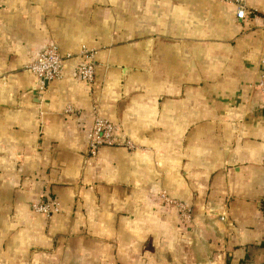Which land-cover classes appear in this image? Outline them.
I'll use <instances>...</instances> for the list:
<instances>
[{
	"label": "crops",
	"instance_id": "crops-1",
	"mask_svg": "<svg viewBox=\"0 0 264 264\" xmlns=\"http://www.w3.org/2000/svg\"><path fill=\"white\" fill-rule=\"evenodd\" d=\"M244 6L0 0V264H264V0ZM50 42L95 48L94 80L68 60L40 88L22 66ZM93 115L137 149L91 153Z\"/></svg>",
	"mask_w": 264,
	"mask_h": 264
},
{
	"label": "built area",
	"instance_id": "built-area-1",
	"mask_svg": "<svg viewBox=\"0 0 264 264\" xmlns=\"http://www.w3.org/2000/svg\"><path fill=\"white\" fill-rule=\"evenodd\" d=\"M236 7V17L243 19L246 16L244 0H223ZM95 48L81 44L74 53H62L57 44L47 43L35 56V58L22 66V69L36 76L40 88L45 81L60 80L65 75L66 61L73 60L71 75L78 82L91 83L95 77L96 67ZM258 89L264 95V73L258 83ZM67 112H74L71 107L66 108ZM88 148L91 153L101 145H120L130 151L137 149V145L128 137L117 133V126L102 116L93 115V121L86 132ZM264 189V185H263ZM161 197L165 203L175 207L180 218L188 221L191 218L190 209L182 202L170 198L166 193ZM60 210V203L55 198L42 197L32 203V211L43 216H50ZM224 219V218H223Z\"/></svg>",
	"mask_w": 264,
	"mask_h": 264
},
{
	"label": "water",
	"instance_id": "water-1",
	"mask_svg": "<svg viewBox=\"0 0 264 264\" xmlns=\"http://www.w3.org/2000/svg\"><path fill=\"white\" fill-rule=\"evenodd\" d=\"M46 82V81H45Z\"/></svg>",
	"mask_w": 264,
	"mask_h": 264
}]
</instances>
